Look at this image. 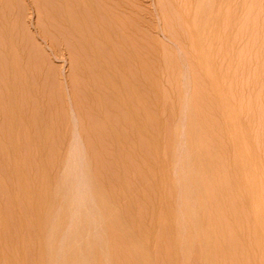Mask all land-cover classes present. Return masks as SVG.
Returning <instances> with one entry per match:
<instances>
[{"label": "rangeland", "instance_id": "obj_1", "mask_svg": "<svg viewBox=\"0 0 264 264\" xmlns=\"http://www.w3.org/2000/svg\"><path fill=\"white\" fill-rule=\"evenodd\" d=\"M0 264H264V0H0Z\"/></svg>", "mask_w": 264, "mask_h": 264}, {"label": "bare ground", "instance_id": "obj_2", "mask_svg": "<svg viewBox=\"0 0 264 264\" xmlns=\"http://www.w3.org/2000/svg\"><path fill=\"white\" fill-rule=\"evenodd\" d=\"M213 3H214V2H213ZM85 5H86V4H85ZM95 9H96V8H95ZM101 10H102V9H101ZM215 10H216V9H215ZM218 10H219V9H218ZM70 11H71V10H70ZM93 11H94V10H93ZM103 11H104V10H103ZM71 12H72V11H71ZM84 12H85V10H84ZM86 12H87V11H86ZM86 12H85V14H86ZM69 13H70V12H69ZM80 13H81V12H80ZM80 13H79V14H80ZM99 13L101 14V12H99ZM104 13H105V12H104ZM71 14H73V12H72ZM106 14H107V13H106ZM102 15H104L103 12H102ZM216 15H217V14H216ZM223 15H224V14H223ZM83 16H84V15H83ZM97 16H98V15H97ZM193 16H194V15H193ZM224 16H225V15H224ZM72 17H73V16H72ZM99 17H100V16H99ZM99 17H97V18H99ZM82 18H83V17H82ZM84 18H86V16H85ZM97 18H96V19H97ZM101 18H102V17H101ZM105 18H106V17H105ZM74 20H75V19H74ZM94 20H95V19H94ZM87 21H88V20H87ZM97 21H98V20H96V24H95V25H96V27L99 28V30L102 29V30H105V32H106V30H108V28L110 29L111 26L108 27L106 24H102V22H101L102 20L100 21L101 24H97ZM109 21H110V20H109ZM213 21H214V20H213ZM72 22H73V21H72ZM93 22H94V21H93ZM104 22H105V21H104ZM214 22H215V21H214ZM84 23H85V22H84ZM112 24H113V23H112ZM93 25H94V24H93ZM95 25H94V26H95ZM232 25H233V24H232ZM85 26H86V25H85ZM87 27H88V26H87ZM90 27H92V26H90ZM90 27H89V28H90ZM85 28H86V27H85ZM92 28H93V27H92ZM112 28H113V27H112ZM94 29H96V28H94ZM102 30H101V31H102ZM89 31H90V30H89ZM93 31H94V30H93ZM95 31H96V30H95ZM111 32H112V31H111ZM100 37H101V36H100ZM105 39H106V38H105ZM102 42H103V41H102Z\"/></svg>", "mask_w": 264, "mask_h": 264}]
</instances>
